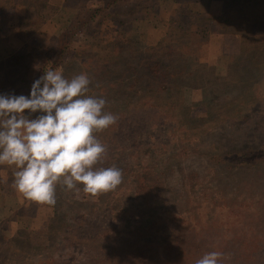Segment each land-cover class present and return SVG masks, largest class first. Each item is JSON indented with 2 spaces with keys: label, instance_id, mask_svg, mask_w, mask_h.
Returning <instances> with one entry per match:
<instances>
[{
  "label": "rangeland",
  "instance_id": "rangeland-1",
  "mask_svg": "<svg viewBox=\"0 0 264 264\" xmlns=\"http://www.w3.org/2000/svg\"><path fill=\"white\" fill-rule=\"evenodd\" d=\"M108 2L0 0V95L86 73L118 117L99 166L123 174L48 206L0 165V264H264V0Z\"/></svg>",
  "mask_w": 264,
  "mask_h": 264
},
{
  "label": "clouds",
  "instance_id": "clouds-1",
  "mask_svg": "<svg viewBox=\"0 0 264 264\" xmlns=\"http://www.w3.org/2000/svg\"><path fill=\"white\" fill-rule=\"evenodd\" d=\"M90 85L86 73L68 79L48 70L30 96L0 95V165L13 168L12 187L27 200L54 206L57 187L97 196L122 183L119 168L99 166L108 148L97 136L118 117ZM222 255L208 252L196 264H220Z\"/></svg>",
  "mask_w": 264,
  "mask_h": 264
},
{
  "label": "trees",
  "instance_id": "trees-1",
  "mask_svg": "<svg viewBox=\"0 0 264 264\" xmlns=\"http://www.w3.org/2000/svg\"><path fill=\"white\" fill-rule=\"evenodd\" d=\"M118 1L119 0H112V1L110 0V2H108L107 4L102 3L105 5V7H103L102 9H107L108 7H110L111 5H114ZM97 6H100V3H98ZM48 70H53V66L50 67L49 69L48 68L46 69V65H45L41 69V71L39 72L38 76L41 77L44 74V72H46ZM252 154L254 156L252 157V159H250ZM258 154H261V150L247 151V152H241V153L240 152L239 153H233V155H230V156H233V158H235V160H237V158H238L237 163H235V161H233L235 165L244 166V165H254L257 162H259L263 157L258 156Z\"/></svg>",
  "mask_w": 264,
  "mask_h": 264
}]
</instances>
